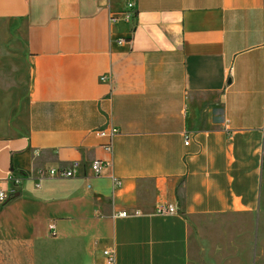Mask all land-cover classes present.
<instances>
[{
  "label": "crops",
  "instance_id": "crops-1",
  "mask_svg": "<svg viewBox=\"0 0 264 264\" xmlns=\"http://www.w3.org/2000/svg\"><path fill=\"white\" fill-rule=\"evenodd\" d=\"M0 184V264H259L264 0H0Z\"/></svg>",
  "mask_w": 264,
  "mask_h": 264
},
{
  "label": "built area",
  "instance_id": "built-area-1",
  "mask_svg": "<svg viewBox=\"0 0 264 264\" xmlns=\"http://www.w3.org/2000/svg\"><path fill=\"white\" fill-rule=\"evenodd\" d=\"M134 4L131 2L128 4V7L132 9ZM122 18L125 21H130L132 18L131 12H126L123 14ZM113 21L117 20L116 16L112 17ZM119 42H122L119 40ZM106 78L103 76L102 80H105ZM97 134L101 137H104L107 139V142L103 145L104 149L108 152H112L114 148V140L116 135L119 133V129L113 126L101 128L96 131ZM186 144H188V141H186ZM108 163L101 159H96L92 162L91 169L93 171L94 176H100L103 172V170L107 167ZM48 176L53 178H69L76 176L74 172L71 169H65V168H52L48 170L46 173L42 174V176ZM7 182L11 184V186L17 188L21 182L22 177L15 175V174H9L6 178ZM116 184H119V182H116ZM8 190L7 188H4L0 184V209L13 197L15 190ZM176 212V208L172 204L168 205H159L156 209V213L158 215H171ZM121 216L128 215L127 211H122L119 213ZM104 257L106 259L107 264H117V258H116V252L114 249H107L103 252Z\"/></svg>",
  "mask_w": 264,
  "mask_h": 264
},
{
  "label": "rangeland",
  "instance_id": "rangeland-1",
  "mask_svg": "<svg viewBox=\"0 0 264 264\" xmlns=\"http://www.w3.org/2000/svg\"><path fill=\"white\" fill-rule=\"evenodd\" d=\"M263 188V204L261 206L262 209V230H261V245H260V249H259V256L257 259V262L259 264H264V186H262Z\"/></svg>",
  "mask_w": 264,
  "mask_h": 264
}]
</instances>
